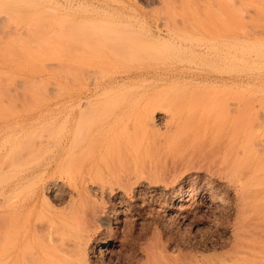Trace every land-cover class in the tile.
I'll list each match as a JSON object with an SVG mask.
<instances>
[{"label":"rangeland","instance_id":"374dc122","mask_svg":"<svg viewBox=\"0 0 264 264\" xmlns=\"http://www.w3.org/2000/svg\"><path fill=\"white\" fill-rule=\"evenodd\" d=\"M8 1L0 6V264L9 252L16 259L25 243L28 256L34 250L37 259L42 246L55 247L37 229L47 225L48 233L54 227L61 241L63 219L70 224L68 239L88 243L89 264H264V186L253 190L251 181L240 180L264 160V0ZM249 19L254 24L245 23ZM102 36L115 42L111 46ZM124 52H131L128 60ZM76 98L84 99L82 106ZM175 101L176 111L169 108ZM153 108H165L155 115L158 131H139L137 143L117 135L116 143L123 124L142 127V115ZM108 123L115 124L98 137L96 127ZM127 145L130 164L124 165L127 159L117 153ZM16 152H28L20 160L24 169L17 168L15 160L22 158ZM67 153L81 163L47 167L53 156ZM35 155L43 157L28 165ZM102 158L113 160L117 173L84 183L90 166ZM46 184L55 188L48 192L49 207L39 195ZM251 191L262 194L249 199ZM8 193L15 196L11 208L5 204ZM7 229L11 240L18 238L10 247ZM48 236L53 241L56 235Z\"/></svg>","mask_w":264,"mask_h":264},{"label":"bare ground","instance_id":"6f19581e","mask_svg":"<svg viewBox=\"0 0 264 264\" xmlns=\"http://www.w3.org/2000/svg\"><path fill=\"white\" fill-rule=\"evenodd\" d=\"M1 1H4V0H1ZM242 1V0H241ZM258 1V0H257ZM261 1V0H260ZM263 1V0H262ZM5 3H8V2H10V1H8V0H5L4 1ZM251 2V1H250ZM5 3H4V5H3V3H0V6H6L5 5ZM262 3V2H261ZM30 4V3H29ZM242 4V3H241ZM243 4H244V2H243ZM31 5V4H30ZM247 5V4H246ZM253 5H256L255 3H253ZM32 6V5H31ZM248 6H249V4H248ZM248 6H246V7H248ZM21 7V6H20ZM261 7V6H260ZM252 8V7H251ZM250 9V8H249ZM253 9L254 8H252V10H249V11H252V12H255V10L256 9H254V11H253ZM5 10V9H4ZM240 10V9H239ZM244 10V9H243ZM246 10H248L247 8H246ZM9 11H11V10H9ZM242 12V11H241ZM247 12V11H246ZM257 12V11H256ZM169 13H170V11H169ZM238 13H240V11L238 12ZM237 13V14H238ZM243 14L245 13V12H242ZM258 13V12H257ZM236 14V15H237ZM255 14V13H254ZM252 15V17L254 16V18H256L255 16L256 15ZM263 14H262V12H261V15L260 16H262ZM169 16H170V14H169ZM240 16H242V15H240ZM246 16V15H245ZM244 16V17H245ZM176 17V16H175ZM248 18H249V15L247 16ZM259 17V16H258ZM170 18V17H169ZM234 19H236L235 17H233ZM264 18V17H263ZM173 19H175L176 20V18H173ZM233 19V20H234ZM167 20L169 21L170 19H168V16H167ZM239 20V19H238ZM250 20V19H249ZM161 21V20H160ZM179 21H181V20H179ZM235 21V20H234ZM233 21V22H234ZM240 21H242V18H241V20ZM240 21H238V22H240ZM245 21H246V19H245ZM253 21V20H252ZM174 22V21H173ZM184 22V21H183ZM182 22V23H183ZM236 22H237V20H236ZM255 22V21H254ZM120 23V22H119ZM181 23V24H182ZM245 23H251V20L248 22H245ZM258 23V22H257ZM262 23V22H261ZM122 24H124V23H122ZM165 24V23H164ZM163 24V25H164ZM180 24V23H179ZM184 24V23H183ZM235 24H237V23H235ZM238 24H240V26H241V22L240 23H238ZM251 24H254V23H251ZM166 25V24H165ZM107 26V30H108V25H106ZM111 25H109V27H110ZM114 26V25H113ZM112 26V27H113ZM173 25L171 24V27H172ZM178 26V25H177ZM181 26V25H180ZM245 26V25H244ZM244 26H241V27H243L244 28ZM119 27V26H118ZM164 27V26H163ZM189 27V26H188ZM252 27V26H251ZM250 27V28H251ZM105 28V27H104ZM122 28V27H121ZM129 28V27H128ZM164 28H166V26L164 27ZM168 28V27H167ZM173 28V27H172ZM174 28H175V26H174ZM186 28V27H185ZM249 28V29H250ZM253 29H254V26L252 27ZM99 29V28H98ZM97 29V30H98ZM110 29H112V28H110ZM158 29V28H157ZM177 29V31H180L181 32V30H178V28H176ZM175 29V30H176ZM260 29V28H259ZM255 30V29H254ZM264 30V29H263ZM102 32H100L99 31V33L101 34H103V30H101ZM109 31V30H108ZM111 31V30H110ZM173 31H174V29H173ZM246 31V30H245ZM259 31V30H258ZM105 32L106 33H108L107 31H106V28H105ZM104 32V33H105ZM113 32H116V31H114V29H113ZM175 32V31H174ZM183 33H186V32H184V31H182ZM242 32H244V30H242ZM247 32V31H246ZM249 32V31H248ZM253 32H255V31H253ZM105 33V34H106ZM119 33H120V31H119ZM188 33V32H187ZM245 33V32H244ZM252 33V32H251ZM261 33H262V31H261ZM104 34V35H105ZM111 34L112 33H110L109 32V34H108V36L109 37H113V36H111ZM116 34H118V33H116ZM123 34H125V33H123ZM258 34V33H257ZM178 35V34H177ZM244 35H247V34H244ZM243 35V36H244ZM249 35H250V33H249ZM259 35V34H258ZM264 35V34H263ZM106 36V35H105ZM114 36H115V34H114ZM176 36V35H175ZM253 36V35H252ZM107 37V36H106ZM109 37H107V38H109ZM119 37H122V35H120ZM118 37V38H119ZM126 37V36H125ZM102 38H104V40H106V38L105 37H103L102 36ZM118 38L116 39V40H118ZM132 38V37H131ZM111 40H113L112 38H110ZM180 39V38H179ZM109 40V39H108ZM120 40V39H119ZM121 40L123 41V39L121 38ZM141 40V39H140ZM93 41V40H92ZM138 40H136V42H137ZM94 42V41H93ZM101 42V41H100ZM106 42L108 43V41L106 40ZM113 42H115V40L113 41ZM112 41L110 42L111 44L113 43ZM124 42H126L125 41V38H124ZM129 42V41H128ZM132 42H133V39H132ZM135 42V41H134ZM135 42V43H136ZM247 42V41H246ZM91 43V42H90ZM98 43V42H97ZM97 43H95V44H97ZM103 43V42H102ZM110 43H108V44H110ZM104 44V43H103ZM110 44V45H111ZM115 44V43H114ZM114 44H113V46H114ZM117 45H119V44H117ZM136 45V44H135ZM95 46V45H94ZM104 46V45H103ZM112 46V45H111ZM110 46V47H111ZM120 46H122V45H120ZM262 46V45H261ZM100 47V46H99ZM98 46L97 47H95V48H93L92 49V51H95V49L96 48H99ZM256 47V46H255ZM105 48V47H104ZM115 49L117 48L118 49V47H114ZM119 48H123V47H119ZM128 47H126V48H124V49H127ZM137 48V47H136ZM242 48V47H241ZM124 49H122V50H124ZM129 49V48H128ZM127 49V50H128ZM181 49V48H180ZM244 50H245V48H243ZM100 50H102V49H98L97 51H100ZM122 50H120V51H122ZM142 49H140V51H141ZM251 50V49H250ZM259 50V49H258ZM89 51H90V49H89ZM108 51H111V50H108ZM118 51H119V49H118ZM129 51H131V50H129ZM242 51V50H241ZM247 51V50H246ZM256 51L257 50H255V53H256ZM123 52V51H122ZM136 52V51H135ZM144 52H146V50H144ZM250 52V51H249ZM111 53L113 54L114 53V51L112 50L111 51ZM163 53V52H162ZM161 53V54H162ZM103 54V53H102ZM124 54V57H125V54H126V52H124V53H122V54H120L121 56ZM129 54H131V52H128V54H126V58H127V60H128V58H129ZM133 54H135V53H132V56H133ZM261 54V53H260ZM114 55H116V54H114ZM138 55V54H137ZM143 55H144V53H143ZM264 55V54H263ZM117 56V55H116ZM130 57V58H135L134 56L133 57ZM152 56V55H151ZM123 57V56H122ZM137 57V56H136ZM149 57V56H148ZM155 57V56H154ZM153 56H152V59L154 58ZM159 57H157V59H158ZM252 58V57H251ZM254 58H256V57H254ZM135 59H137V58H135ZM141 59V58H140ZM151 59V58H150ZM138 60V59H137ZM136 60V61H137ZM156 60V59H155ZM244 60V59H243ZM79 61V60H78ZM90 61V60H89ZM138 61H140V60H138ZM256 64V63H255ZM77 65V64H76ZM81 65V64H80ZM108 66V65H107ZM110 66V65H109ZM72 67V66H71ZM76 67V66H75ZM77 68V67H76ZM75 68V70L77 71V69ZM78 68H82L83 69V67H81V66H78ZM77 73V72H76ZM78 74V73H77ZM81 75V74H80ZM84 76V75H83ZM82 76V78H85V77H83ZM100 76V75H99ZM78 77V76H77ZM88 78V77H87ZM80 79V78H79ZM91 79V78H90ZM73 80H74V78H73ZM86 81V80H85ZM79 82V81H78ZM132 90H133V88H131ZM55 90H57V89H55ZM63 91H64V89H63ZM49 92V91H48ZM56 92V91H55ZM54 92V93H55ZM58 92H60V91H58ZM57 92V93H58ZM122 93V92H121ZM60 95V94H59ZM56 96H57V94H56ZM123 97V96H122ZM121 97V98H122ZM174 97V96H173ZM179 96H178V94H177V97H175L176 99L178 98ZM159 98V97H158ZM167 98V97H166ZM52 99V98H51ZM118 99V98H117ZM119 99H120V97H119ZM162 99H165V98H162ZM173 99V98H172ZM171 99V100H172ZM47 100V99H46ZM83 98H76V100L75 101H77V106L79 107V106H82V103H83ZM116 100V99H115ZM151 101V100H150ZM177 102H180V100H179V98H178V100H176ZM176 101L174 102L175 103V107H171L170 105V107L169 108H176L177 107V105H179V107H180V104L179 103H177V105H176ZM246 101V100H245ZM149 102V101H148ZM155 102H157V101H155ZM113 103V102H112ZM111 103V104H112ZM154 103V102H153ZM168 103H169V101H168ZM181 103V102H180ZM249 103V102H248ZM247 103V104H248ZM114 105H115V103H113ZM139 104V103H138ZM166 104V103H165ZM250 104H251V102H250ZM258 104V103H257ZM234 105V104H233ZM112 106V105H111ZM116 106V105H115ZM154 106L156 107V105L154 104ZM250 106V105H249ZM178 107V108H179ZM229 107V106H228ZM246 107H248V105L246 106ZM159 108V107H158ZM111 109V108H110ZM151 109V108H150ZM224 109V108H223ZM222 109V110H223ZM228 110L230 109V108H227ZM249 109V108H248ZM247 109V110H248ZM112 110V109H111ZM110 110V111H111ZM115 110V109H114ZM163 110H165V108L164 109H160V110H157L156 108L154 109L153 108V110L150 112V113H146V112H144V114L142 115V117H143V122H139L140 124V126H142V127H139L138 128V126H136V125H133V122H132V124H128V123H125V124H123V126H121L122 128L119 130V132H117L116 134H114V139L116 140V143L118 142L117 141V139L120 137V138H122V140L124 141H127V142H131V141H134V140H136L135 142L137 143V138H139V137H137V134H138V132L140 131V132H142L143 134H145V132L148 130V129H156L157 130V127L158 126H156V123H155V115H156V113L157 112H163ZM177 109H175V111H176ZM234 110V109H233ZM264 110V109H263ZM174 111V112H175ZM235 111H236V108H235ZM108 112V109L107 110H105V113H107ZM113 111H111V112H109V113H112ZM82 113H83V110H82ZM178 113V112H177ZM239 113V112H238ZM241 113V112H240ZM243 113V112H242ZM255 113V112H254ZM227 114V113H226ZM228 114H229V112H228ZM108 115V114H107ZM139 115V114H138ZM241 116H242V114H241ZM245 116H247V115H245ZM250 116V115H249ZM117 117V116H116ZM139 118L138 119H140L141 118V114L138 116ZM243 118V117H242ZM261 118V117H260ZM259 118V119H260ZM263 119H264V117H262ZM262 118H261V120H262ZM172 119H174V118H172ZM241 119V118H240ZM239 119V120H240ZM248 119V118H247ZM257 119H258V117H257ZM256 119V120H257ZM259 119H258V121H259ZM141 120H142V118H141ZM251 120V119H250ZM140 121V120H139ZM241 121V120H240ZM239 121V122H240ZM243 121V120H242ZM258 121H256L257 123H258ZM263 121V120H262ZM261 121V123H264V121L262 122ZM260 122V121H259ZM95 123V122H94ZM138 123V122H137ZM136 123V124H137ZM141 123H142V125H141ZM109 124V125H108ZM108 124H103V125H105V126H101V128L98 126V127H96V133H98L97 135H99L98 137H100L101 135H103V134H105V132H106V128H109L110 127V124H115V123H108ZM240 124V123H239ZM247 124H249V123H247ZM259 124V123H258ZM258 124H257V128H258ZM138 125V124H137ZM179 125V124H178ZM254 125V124H253ZM264 125V124H263ZM263 125H261V126H263ZM91 126V125H90ZM93 126V125H92ZM255 127H256V123H255V125H254ZM253 126V127H254ZM52 127V126H51ZM120 127V126H119ZM253 128L254 130H256V128ZM260 127V126H259ZM81 128H83V127H81ZM85 128V127H84ZM97 128H98V130H97ZM86 129V128H85ZM81 130V129H80ZM83 130V129H82ZM82 130H81V132H82ZM143 130H144V132H143ZM251 130H252V126H251ZM253 130V131H254ZM258 130V129H257ZM257 130L256 131H254V132H257ZM260 130H261V128H260ZM158 131V130H157ZM246 131V130H245ZM259 131V130H258ZM75 132L77 133L78 132V130L76 131L75 130ZM80 132V131H79ZM92 132H94V131H92ZM91 132V133H92ZM94 132V133H95ZM154 132V131H153ZM253 132V133H254ZM75 133V134H76ZM83 133V132H82ZM95 133V134H96ZM155 133V132H154ZM158 133V132H157ZM259 133H260V131H259ZM258 134V133H257ZM117 135L119 136V137H117ZM41 136V135H40ZM80 136V135H79ZM78 136V137H79ZM82 136V135H81ZM86 136V135H85ZM92 136H94V135H92ZM110 136H112L111 134H109L108 135V137H110ZM252 136V135H251ZM255 136V135H254ZM262 136H264V134L262 135ZM42 137V136H41ZM52 138V137H51ZM134 138H136V139H134ZM142 138V137H141ZM144 138V137H143ZM248 138H251V137H248ZM83 139V138H82ZM81 139V140H82ZM157 139V138H156ZM53 140V139H52ZM139 140H140V138H139ZM143 140V139H142ZM252 140V139H251ZM264 140V139H263ZM263 140H261V142L263 141ZM40 141V140H39ZM50 141V140H49ZM111 141H112V138H111ZM149 141H151V140H149ZM254 141H256V140H254ZM259 141V140H258ZM52 142V141H51ZM120 142V141H119ZM152 142V141H151ZM253 142V141H252ZM261 142H259L260 144H261ZM45 143V142H44ZM43 143V144H44ZM55 143V142H54ZM53 143V144H54ZM89 143V142H88ZM156 143V142H155ZM250 143V142H249ZM249 143L247 142V144H248V146H250L249 145ZM255 142H253V144H254ZM257 143V142H256ZM263 143H264V141H263ZM261 144V147H262V149H264V144ZM78 144V143H77ZM139 144H141L140 143V141H139ZM251 144V143H250ZM252 144V145H253ZM44 145H46V143L44 144ZM49 145V144H48ZM107 145V144H106ZM118 145V144H117ZM156 145V144H155ZM246 145V144H245ZM258 145V144H257ZM257 145H254V146H257ZM33 146V145H32ZM42 146V145H41ZM133 146V145H132ZM140 146V145H139ZM149 146V145H148ZM248 146H247V148H248ZM25 147V146H24ZM28 147H30L31 148V146H28ZM44 147V146H43ZM73 147V146H72ZM40 148H42V147H40ZM128 145L127 146H125V147H122L120 150L121 151H123V152H121L120 151V153H117L118 154V156H119V159L121 158V156H122V159H124V158H126L127 159V161H126V159H125V161L126 162H123L124 163V165L125 164H130V160H128V154H124V150H128ZM138 148V147H137ZM140 148V147H139ZM139 148L137 149V151L139 150ZM146 148V147H145ZM151 148V147H150ZM245 148L246 147H244V150H245ZM252 148H255V147H253L252 146ZM26 149V148H25ZM117 149H118V146H117ZM257 149H258V147H257ZM260 149V148H259ZM258 149V150H259ZM29 150V149H28ZM42 150H43V148H42ZM42 150L40 151V149H39V152H42ZM52 150V149H51ZM249 150V149H248ZM30 151H31V149H30ZM29 151V152H30ZM151 151V150H150ZM254 151V150H253ZM119 152V151H118ZM128 152V151H127ZM136 152V151H135ZM147 152H148V150H147ZM257 152V151H256ZM264 152V151H263ZM17 154H12V156L14 155V156H16V155H19L18 153L19 152H16ZM28 153V152H27ZM27 153H23L24 154V156H26L27 155ZM243 153V152H242ZM248 153H250V152H248ZM247 153V154H248ZM253 153V152H252ZM21 154V156L23 157V154L22 153H20ZM31 154V153H30ZM29 154V156H32L33 155V152H32V154L30 155ZM87 154H89V153H87ZM136 154H137V152H136ZM256 154H258V155H256V156H258L259 158L261 157V152L259 153H256ZM260 154V155H259ZM37 155V154H36ZM35 155V156H36ZM43 155H44V153H43ZM125 155V156H124ZM20 156V155H19ZM19 156H18V158H19ZM20 156V157H21ZM39 156V155H38ZM38 156H36V157H32V158H30L31 159V162H29L28 161V159L25 161V162H29V164L28 165H31V164H33L34 162H32V160L34 161V159H36V158H38ZM88 156V155H87ZM103 156V155H102ZM128 158H127V157ZM254 156V155H253ZM263 156V155H262ZM21 157V158H22ZM43 157V156H42ZM41 157V158H42ZM84 157V156H83ZM82 157V158H83ZM255 157V156H254ZM8 158V157H7ZM26 158H28V157H26ZM34 158V159H33ZM40 157L38 158V159H41ZM51 158V157H50ZM118 158V157H117ZM131 158V157H130ZM257 158V157H256ZM13 159H14V157L12 158L11 157V161L13 162ZM38 159H37V162H38ZM45 159V158H44ZM48 159V158H47ZM264 159V158H263ZM262 159V160H263ZM20 160L21 161H23V160H25V159H17V160H15V162H19L20 164H21V166H18L17 168H19V167H22V169H24L25 167L23 166V165H26V163L24 164L23 162V164L20 162ZM248 160V159H247ZM254 160V159H253ZM259 160V159H258ZM261 160V161H262ZM78 161H79V158H78V160L76 161V156H74V154H71V153H67V155H57V156H53V159L50 161V160H48L47 161V164H48V166L47 167H49V166H52V163L53 162H56V163H58V164H61V166H63V165H65V167H67V169H69V168H71V166H74L75 165V163L78 165V164H80V163H78ZM260 161V160H259ZM8 162H10V161H8V159H7V163L6 164H8ZM36 162V161H35ZM111 162L112 163H110V162H108V161H106V160H103V158H102V161H100V160H96L95 161V163L92 165V166H90V168H89V170H88V176H87V178L85 177L84 179H83V181H84V183H90V182H93V178H102V179H105L108 175H110V174H116L117 173V167H116V163H113L114 161L113 160H111ZM128 162V163H127ZM245 162H246V159H245ZM14 163V162H13ZM12 163V164H13ZM251 163H254V161L252 162V160H251ZM250 163V164H251ZM255 163H256V161H255ZM254 163V164H255ZM11 163H9V165L11 166L12 165ZM41 164V163H40ZM128 164V165H129ZM9 165H7V168H10L9 167ZM16 164H14V166H15ZM4 166V165H3ZM60 166V165H59ZM250 166H252V165H250ZM11 167H13V166H11ZM16 167V166H15ZM24 167V168H23ZM44 167V166H43ZM245 167V166H244ZM255 168L253 169L252 168V170L253 171H249V173L247 172V174L245 173V175H247L248 177H245V175H243L244 176V178H241L240 180H245L246 181V179H247V181H246V185H247V182H249V181H251L252 182V184H251V182H250V184L252 185V187H253V190H255L254 188L255 187H259V188H262L263 189V186H264V160H263V162H261V163H259V164H257V166H256V164H255V166H254ZM16 168V169H17ZM14 169V168H13ZM61 169V168H60ZM62 169H64V168H62ZM66 169V170H67ZM76 169V168H75ZM21 170V169H20ZM27 170V169H26ZM29 170V169H28ZM31 170V169H30ZM251 170V169H250ZM12 171V170H11ZM19 171V170H18ZM46 171V170H45ZM44 171V172H45ZM48 171V170H47ZM13 172V171H12ZM12 172L10 173V171H9V169H8V176L10 175V174H12ZM24 172V171H23ZM50 172V171H49ZM54 172V171H53ZM10 173V174H9ZM20 173H22V172H20ZM66 173H68V170H67V172ZM93 173H96V176L94 177L92 174ZM244 173V172H243ZM30 174L31 173H29V174H27L26 176H25V179H28L29 177H30ZM35 174V173H34ZM42 174V173H41ZM18 175V174H17ZM243 176H241V177H243ZM6 177V176H5ZM10 177H12V175L11 176H9V178H7V180H9L10 179ZM22 177V176H21ZM40 177V176H39ZM39 177H36V178H39ZM20 178V177H19ZM42 178V177H41ZM15 179V178H14ZM24 179V180H25ZM34 179V178H33ZM5 180V179H4ZM3 180V181H4ZM6 180V181H7ZM239 180V181H240ZM32 181V180H31ZM244 181V182H245ZM42 182V181H41ZM240 182H243V181H240ZM8 183V182H7ZM31 183H33V182H31ZM39 183V182H38ZM51 183H53V182H51ZM55 183V182H54ZM29 184V183H28ZM50 184V183H49ZM45 185L43 188H42V190H40L39 191V195H41V196H43V197H45L44 198V201L46 202V204L48 205V207H49V204L51 205L52 203H49L48 201V192L52 189V187H53V189H55L54 188V186H52V185H57V183L56 184H52V185ZM238 184V183H237ZM249 184V185H250ZM33 185V184H32ZM31 185V186H32ZM37 185V184H36ZM36 185H34V186H36ZM94 185V184H93ZM246 185H244V186H246ZM248 185V186H249ZM255 185V186H254ZM7 186V185H6ZM58 186V185H57ZM239 186H240V184H239ZM248 186H246V188L248 187ZM26 187V186H25ZM28 187V186H27ZM26 187V188H27ZM33 187V186H32ZM252 187L250 186V188L252 189ZM14 188V187H13ZM30 188V187H29ZM249 187H248V189H250ZM256 188V189H257ZM259 188L257 189V190H259ZM9 189V188H8ZM23 190V189H22ZM22 190H21V192H22ZM35 190V189H34ZM246 190V189H245ZM256 190V191H257ZM20 190H18V192H19ZM25 190H23V192H24ZM27 191V190H26ZM52 191V190H51ZM59 191V190H58ZM241 191H242V189H241ZM255 191V193H253L254 191H251L249 194H250V196L249 195H245L246 196V198H248V196H249V199L250 198H252L253 197V194L255 195L257 192ZM8 192V191H7ZM10 192V191H9ZM17 192V193H18ZM22 192V193H23ZM94 192V191H93ZM245 192H247V191H245ZM261 192L262 193H264L262 190H261ZM261 192H259L258 191V193L256 194V197H257V195L259 194V193H261ZM11 194H12V192H10ZM22 193H18V194H22ZM253 193V194H252ZM261 193V194H262ZM9 195V193L7 194L8 196H7V198L9 197V196H11V198L9 197L8 198V201L6 200V205L11 201V199L13 200L14 199V197L16 196V195H18V194H16V191H15V193H14V197L12 196V195ZM240 195V194H239ZM251 195H252V197H251ZM18 196H20V195H18ZM244 196V195H243ZM13 197V198H12ZM17 198V197H16ZM41 198V197H40ZM6 199V198H5ZM17 199H19V198H17ZM26 199V198H25ZM245 199V198H244ZM24 200V199H23ZM22 200V201H23ZM247 199H245V201H246ZM18 201V200H17ZM253 201V200H252ZM258 201V200H257ZM257 201H255V202H257ZM263 201H264V199H263ZM5 202V201H4ZM14 202V201H13ZM243 202V201H242ZM248 203V202H247ZM18 204V203H17ZM16 204V205H17ZM19 204H21V202L19 203ZM27 204V203H26ZM257 204H258V202H257ZM259 204H260V202H259ZM22 205V204H21ZM20 205V206H21ZM244 205H246L245 204V202H244ZM264 205V204H263ZM11 206H14V203L13 204H11V203H9V206H8V208L10 207L11 208ZM23 206V205H22ZM21 206V207H22ZM262 206V205H261ZM261 206L260 205H258V207H260L261 208ZM19 207V206H18ZM17 207V208H18ZM20 207V208H21ZM54 209H55V207L54 206H52ZM242 207V206H241ZM250 207V206H249ZM257 207V208H258ZM57 208V207H56ZM243 208V207H242ZM15 209H16V207H15ZM254 209V208H253ZM56 210H58V209H56ZM247 210H249L248 208H247ZM247 210H246V212H247ZM60 211V210H59ZM13 212V211H12ZM14 212H15V210H14ZM41 213H42V211H40ZM256 212V211H255ZM253 213V212H252ZM16 214V213H15ZM42 215V214H41ZM8 216H10L11 218H13L11 215H9L8 214ZM20 216V214L17 216V217H19ZM43 216V215H42ZM9 217V218H10ZM40 217V216H39ZM69 217H70V215H69ZM68 216H66V219L68 220V218H69ZM9 218H7V222H6V224H8V221L10 220ZM16 218V217H15ZM38 218V217H37ZM71 218H72V216H71ZM48 219H50L49 217L47 218V220ZM13 220H14V218H13ZM17 220V219H16ZM51 220V219H50ZM49 220V221H50ZM64 220V219H63ZM63 220H61L62 222L60 223V224H58V225H56V222L54 221V220H51L50 222H51V224L53 225L54 224V222H55V224H54V226H58V228H59V231H60V233H61V237H63V238H65V240H67V241H65L63 238L61 239V241H59V240H57L58 239V237L59 236H57L58 234H57V232H56V229L53 227H49V229L50 228H52V229H54V230H50L51 232H48L47 233V225H45L44 227H46L45 229H46V232H45V229L42 231V229L44 228H42V226L40 227L39 225L37 226V227H40L39 229H37V230H39V232H40V237L41 236H44V237H41L42 239H47L48 240V242H47V240L45 241V244H46V242L48 243V244H50L49 243V240H50V242H51V244H52V242H53V245H55V247H53V246H49L48 248H47V246L45 247V246H42L44 249L43 250H41V252L42 253H40L39 254V257H38V259L36 258L37 257V255H35L34 256V250H32V254H30V255H32L31 257H33L34 258V264H36L35 262H37V260H39L40 261V264H89V262H88V243L87 242H74V240H72L73 239V236L71 235V233H69V231L67 232V229H66V227H65V225L67 226V227H69L70 226V224H68V222L66 223L65 221H64V223H63ZM69 220H70V218H69ZM12 221V220H11ZM49 221H48V224H49ZM71 221V220H70ZM39 223H41V225H42V221H38ZM256 222H259V221H256ZM255 222V223H256ZM38 223V224H39ZM20 224V223H19ZM19 224L17 225L18 227H19ZM22 224H23V222L21 223V225H20V229H19V232L17 233V236H18V234L20 233V230H21V228H22ZM44 224V223H43ZM250 225H251V223H250ZM253 225L254 226H256L254 223H253ZM252 225V226H253ZM257 225H259L258 223H257ZM261 225H264L263 223H261ZM260 225V226H261ZM36 226V225H35ZM18 227H15V228H13L12 230V232L13 233H11V234H13L14 236H15V234H14V230L17 228L18 229ZM36 227V228H37ZM264 227V226H263ZM9 229H11V228H9ZM9 229H7L6 230V237H8V239H9V241H8V239L6 238V240H7V243H14V242H16L17 243V239H15V238H13L14 236H11L12 237V240L10 239V235L11 234H9L8 235V230ZM17 229L15 230V231H17ZM70 229H72V228H70ZM41 230V231H40ZM253 230H255V229H253ZM253 230H251V231H253ZM55 231V232H54ZM256 231H257V229H256ZM256 231H254V232H256ZM258 231H261V230H258ZM11 232V231H10ZM9 232V233H10ZM38 232V231H37ZM36 232V233H37ZM38 232V233H39ZM44 232V233H43ZM261 232H263V230L261 231ZM260 232V233H261ZM50 233L52 234V233H56V234H53V235H56V236H54V237H52L51 235H50ZM249 233H250V231H249ZM43 234H46V235H49L50 237H52V239L54 238L55 239V237H56V239H55V242L57 241V242H59V243H57L56 242V244H55V242H54V239H53V241L51 240V238H46V235H43ZM251 234V233H250ZM256 234H258V232L256 233ZM263 234V233H262ZM8 235V236H7ZM32 235V234H31ZM39 235V234H38ZM245 235H246V233H245ZM260 235V234H259ZM48 236V237H49ZM71 236V237H70ZM243 236V235H242ZM258 236V235H257ZM16 237V236H15ZM70 237V238H72V239H68V238ZM253 237V236H252ZM251 237V238H252ZM261 237V236H260ZM250 238V239H251ZM261 238H263V237H261ZM260 238V239H261ZM60 239V238H59ZM245 239H246V237H245ZM15 240H17V241H15ZM44 240H42V242H44ZM256 240V239H255ZM244 241V240H243ZM249 241V240H248ZM257 241V240H256ZM41 242V243H42ZM6 243V242H5ZM10 243L9 244H6L7 245V247H10V246H12V245H14V244H11L10 245ZM244 243V242H243ZM249 243V242H248ZM43 244V243H42ZM58 244V246H56ZM255 244V243H254ZM254 244L253 245H251V246H254ZM40 245V244H39ZM247 245V244H246ZM16 246V245H15ZM14 246V247H15ZM27 245H26V243L24 244V246H23V248H22V250H21V252L18 250V252H19V254L17 255V258L15 259L14 258V256H13V254H12V252H9V251H11V249L12 248H9V250H8V252H9V254H8V257H7V263L6 264H28L27 262H28V260H26V256H28V254L27 253H30V252H28V251H30V248H28V247H30L29 246V243H28V247H26ZM248 246V245H247ZM257 247V246H256ZM260 248V247H259ZM8 249V248H7ZM6 249V250H7ZM26 249H29L28 251H27V253H26ZM40 249H41V247H40ZM241 249V248H240ZM237 250L238 249H236V251L235 252H237ZM250 250V249H249ZM256 251V250H255ZM255 251L254 252H252V251H250L251 253H255ZM263 251V250H262ZM7 252V253H8ZM241 252H242V250H241ZM244 252V251H243ZM242 252V253H243ZM259 252V251H258ZM26 253V254H25ZM245 253H247V252H245ZM244 253V254H245ZM262 253V252H261ZM16 254V253H15ZM36 254V253H35ZM239 254H241V253H239ZM249 253H247V255H248ZM250 255V254H249ZM238 256V255H237ZM241 256H243V257H245V255H241ZM251 256V255H250ZM257 256V255H256ZM262 256H264V255H262ZM29 257V256H28ZM31 257H29L28 259L30 260V258ZM32 258V259H33ZM36 258V259H35ZM223 258V257H222ZM224 259V258H223ZM237 259V258H236ZM247 259H251L250 257L248 258L247 257ZM36 260V261H35ZM160 260V259H159ZM229 260V259H228ZM255 260V259H254ZM32 261V260H31ZM155 261V260H154ZM253 261V260H252ZM251 261V262H252ZM217 262V261H216ZM243 262V261H242ZM254 262V261H253ZM257 262V261H256ZM38 264H39V262H37ZM261 263V262H260ZM30 264V263H29ZM155 264V263H154ZM214 264H216V263H214ZM218 264V263H217ZM219 264H220V262H219ZM222 264V263H221ZM233 264V263H232ZM259 264V263H258Z\"/></svg>","mask_w":264,"mask_h":264}]
</instances>
